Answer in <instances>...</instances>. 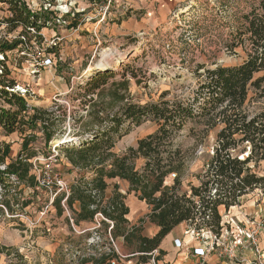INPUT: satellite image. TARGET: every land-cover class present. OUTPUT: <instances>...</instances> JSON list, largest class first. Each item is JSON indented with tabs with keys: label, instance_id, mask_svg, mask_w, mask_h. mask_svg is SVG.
<instances>
[{
	"label": "trees",
	"instance_id": "16d2710c",
	"mask_svg": "<svg viewBox=\"0 0 264 264\" xmlns=\"http://www.w3.org/2000/svg\"><path fill=\"white\" fill-rule=\"evenodd\" d=\"M0 3H5L10 13L4 21L6 31L21 30L16 39L0 41V127L8 136L18 132L23 138L22 149L15 159L11 157V146L0 143L1 189L10 180L34 190L38 187L30 163L37 157L32 147L36 131L42 132L46 145L66 136L70 140H64L61 149L70 165L68 172L76 173V178L68 194L59 192L54 197L52 206L57 216L68 213L65 220L72 229L102 218L99 228L109 230L114 241L122 238L131 249L130 255L139 257L138 264L161 261L165 252L160 245L178 226L184 224L197 231L209 229L220 235V208L228 211L255 191L264 197V175L259 172L264 164V0L243 17L245 30L241 33L250 42L246 60L235 66L206 69L192 102L165 100L167 93H164L159 102L135 103L131 80L137 76L126 66L119 81L113 80L118 74L109 68L95 70L79 83L73 92L79 110L73 112L63 107L54 110L31 106L28 96L11 91L19 84L11 78L6 66L8 53L25 47L30 42L29 34L33 33L35 39L40 36L42 29L51 20H57L58 15L48 10L32 13L21 0H0ZM258 104L262 107L251 112V107ZM146 122L155 123L157 129L140 139L136 148L117 154V143L132 127ZM67 123L69 131L58 133ZM189 123L193 127L188 137L196 145L204 144L211 131L218 129V132L212 157L197 176L199 184L190 183L189 190L184 191L187 159L176 140ZM139 160L144 162L141 169L137 168ZM169 176L174 179L171 187L165 185ZM109 179L127 182L128 193L134 192L139 201L146 203L150 210L147 218L159 228L154 237H144L142 226L129 223L130 210L118 186L105 201ZM2 195L0 207L13 213L10 203L2 201ZM99 228L95 229L96 233H100ZM87 237L81 236L74 242L81 243ZM81 246L75 245L71 259H66L60 250L59 259L50 263L113 264L122 260L115 247L86 254V250L96 245ZM0 253L8 257L6 264L25 263L17 249L0 246Z\"/></svg>",
	"mask_w": 264,
	"mask_h": 264
},
{
	"label": "rangeland",
	"instance_id": "374dc122",
	"mask_svg": "<svg viewBox=\"0 0 264 264\" xmlns=\"http://www.w3.org/2000/svg\"><path fill=\"white\" fill-rule=\"evenodd\" d=\"M259 2L260 0H36L38 8L56 13L58 18L55 19L60 21L51 20L36 39L33 33L29 34L30 42L25 47L7 54L6 66L11 71V78L31 91V106L54 110L63 107L72 112L78 111L79 101H76L73 92L79 83L92 75L93 71L109 68L115 69L118 75L113 80L119 81L122 79L120 73L126 66L137 76V79L131 80V93L135 103H156L161 101L162 94L167 93L165 100L187 104L195 98L203 79L201 76L206 69L235 66L246 60L250 42L247 40L248 36L241 33L245 30L243 17ZM9 16L8 6L0 5V41H12L21 31L19 29L8 33L4 29V21ZM50 50L52 53H48ZM48 57L56 60L55 66H39ZM201 67L204 70H199ZM130 75L128 72L127 77H131ZM40 96L45 99V104L37 103ZM261 107V104L254 105L251 112H256ZM192 127V124H186L176 140L177 147L182 149L187 159L182 184L184 191L189 190L190 183L199 184L197 176L203 173L212 157L218 132V129L211 131L204 144L196 145L195 140L188 137ZM156 129L153 122L132 127L117 143L115 152L121 154L129 148H136L140 139ZM60 131L68 132V123L57 132ZM35 135L32 147L37 151V157L30 161L33 165L32 173L36 175L37 181L45 179L49 184L45 187L38 186L34 190L18 185L16 180H10L5 184L6 188H0L2 201L10 203L14 211L10 213L0 207V246L17 249L23 256L24 264H51L54 259H59L57 253L60 250L66 254V259H71L75 255L76 244H81L82 248H89L91 243L96 245L86 250V254L114 247L108 236L109 230L106 232L99 228L100 233H96L92 230L95 224H90L75 227L78 231L91 229L84 234H77L66 223L68 213L62 217L57 216L52 206L56 182L63 180V183L70 185L71 179L76 176L69 174L64 164L61 142L64 143L66 136L58 137L46 145L41 131H36ZM7 136L0 127V143L11 146V157L15 159L22 149L23 138L18 132L5 139ZM53 147H57L61 158L50 164L47 158L53 152ZM143 165V160L137 161L138 169ZM259 172L264 175V164ZM171 179L169 176L166 182ZM127 194L137 197L134 192L127 191ZM220 215L225 223L230 224H225L230 233L227 241L241 240V243L236 258L230 259L221 254L220 250L217 252L219 258L236 264H251L254 261L251 253L253 246L246 242V235L240 234V231L246 230L256 233V245L264 259L263 195L255 191L242 198L240 205L228 211L221 208ZM142 216L144 214L140 217ZM143 219L138 222L142 226V234ZM85 235L89 237L81 240V243L74 242ZM114 243L122 254L121 259L125 260L124 256L129 255L131 249L125 245L121 249L116 241ZM135 259L139 260V257L136 256ZM8 260L6 254L0 253V264H6ZM162 261L161 259L160 262ZM147 264L158 263L150 261Z\"/></svg>",
	"mask_w": 264,
	"mask_h": 264
},
{
	"label": "crops",
	"instance_id": "0c3cea01",
	"mask_svg": "<svg viewBox=\"0 0 264 264\" xmlns=\"http://www.w3.org/2000/svg\"><path fill=\"white\" fill-rule=\"evenodd\" d=\"M37 103L45 104V99L42 96H40V100ZM35 106L37 107V105ZM12 135L5 137V139L11 137ZM64 161H65L64 164L67 167V170H69L70 169L69 163L65 159ZM69 174L76 175V173L74 172H71ZM75 178L76 176L74 177V179L73 178L71 179L70 185L74 182ZM173 184H174L173 178L169 182L165 181V185L168 187H171ZM70 185L68 186L70 187ZM107 185L108 187L105 193V201L112 197L115 187L118 186L119 188L118 191L121 194L125 195L126 198L124 199V202L130 210L129 215L127 216V220L129 221V223L132 226L134 225L139 226L140 225L138 223L139 220L141 218H144L143 219L144 222L141 223L144 228L143 236L147 238L154 237L158 233L159 228L155 224L151 223L149 219L147 218V215L150 213V211L146 203L139 201V199L135 196L133 197L128 196L127 191L129 190V184L120 179H109L107 180ZM193 185H197V183L194 182ZM75 208L78 210L79 208L78 204L75 205ZM223 210L226 211L224 208ZM143 214L144 216L140 217ZM98 222H100V220L97 218L95 222L83 223L80 227H83L85 225H90V224L91 225L95 224L94 225L95 227ZM186 229H187L186 225L184 224L180 225L177 228H175L168 236L165 237V239L162 241L160 245V249L165 252V255L162 257L163 261L162 262L159 261L158 264L160 263H165V264L166 263L168 264H236V262H233V261L225 262L222 260V258H219L220 256L217 255V252L219 251V249H217L214 253L208 254L205 257V259H201L195 256L194 249L199 248L200 245L195 239H192L190 236L184 235V231ZM175 240H180L183 242L181 248H178L175 246ZM116 242H117V245L121 249L124 248L125 243L122 238L117 239ZM116 251L122 257V254L119 252V249H117V247H116ZM124 257L126 259L121 260V262L117 264H138V259H135L133 255L129 254V255H125Z\"/></svg>",
	"mask_w": 264,
	"mask_h": 264
},
{
	"label": "built area",
	"instance_id": "2783aa9c",
	"mask_svg": "<svg viewBox=\"0 0 264 264\" xmlns=\"http://www.w3.org/2000/svg\"><path fill=\"white\" fill-rule=\"evenodd\" d=\"M21 1L24 2L27 9L32 13H39V12L48 10V9L42 10L41 8H38V6L36 5V0H21ZM0 5H6V4L0 3ZM57 21H60V20H57ZM5 28H6V26L4 25V29ZM55 64H56V60H54L51 57H48V58L42 60V62L40 63L39 66H41L43 68H53L55 66ZM11 91L19 93L20 95L25 96V97L28 96L29 100L31 98V91L24 89L20 85H17L15 87V89H13ZM57 108L58 107H56V109ZM52 151L53 152L47 158V162H49L50 164L57 162V159L61 158V155H60L59 151L57 150V147H53ZM2 169H4V167H2ZM48 184L49 183L46 182L45 179H43L42 181L38 180V186L39 187H45ZM56 185H57V189L55 190L54 197L59 192H65L66 194L69 193V187H68V185H66V183H63V180L57 181ZM54 197H53V199H54ZM64 202H63V204H64ZM101 219L102 218H100L99 220H101ZM225 224L230 225L229 222L225 223V221H223V218H222V229H221L220 235L214 234L209 229H202L200 231H197L193 227L187 226V229L184 231V235L190 236L192 239H195L200 245L199 248L194 249V255L195 256H197L201 259H205V257L208 254L214 253L217 249H219L221 251V254H225L230 259H234L237 257L238 252L240 250L238 246H240L239 244L241 243V240L228 242L226 238H227V236L230 235V233H229V230ZM99 227H100V222H98L97 225L92 230H95L96 228H99ZM73 229L78 234H84L87 231L91 230V229H89V230L78 231L75 227H73ZM230 232H233V231H230ZM240 234L246 235V238H247L246 242H249L250 245L253 246L251 253L253 254L254 261L251 264H264L263 254L260 251L259 247L256 245V240H255V234L256 233L249 232V231L245 230L244 232L240 231ZM108 236H109L110 241L113 243V245L116 249V246H115L114 240L110 234V231L108 233ZM97 239L100 240V237L97 236ZM182 243L183 242L180 240H175V246L178 248L182 247ZM153 263H155V262L153 261ZM113 264H116V263L113 262Z\"/></svg>",
	"mask_w": 264,
	"mask_h": 264
},
{
	"label": "water",
	"instance_id": "95a60500",
	"mask_svg": "<svg viewBox=\"0 0 264 264\" xmlns=\"http://www.w3.org/2000/svg\"><path fill=\"white\" fill-rule=\"evenodd\" d=\"M66 141H69L70 139H65Z\"/></svg>",
	"mask_w": 264,
	"mask_h": 264
},
{
	"label": "bare ground",
	"instance_id": "6f19581e",
	"mask_svg": "<svg viewBox=\"0 0 264 264\" xmlns=\"http://www.w3.org/2000/svg\"><path fill=\"white\" fill-rule=\"evenodd\" d=\"M61 143H63V142H61Z\"/></svg>",
	"mask_w": 264,
	"mask_h": 264
}]
</instances>
